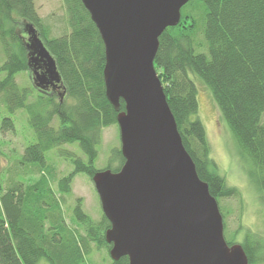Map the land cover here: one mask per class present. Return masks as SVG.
Here are the masks:
<instances>
[{
  "label": "trees",
  "instance_id": "obj_1",
  "mask_svg": "<svg viewBox=\"0 0 264 264\" xmlns=\"http://www.w3.org/2000/svg\"><path fill=\"white\" fill-rule=\"evenodd\" d=\"M35 2L0 0V45L5 55L0 65L4 72L0 103L7 112L1 117V129H13L9 113L26 109L37 141L26 145L23 161L40 174L27 185L12 179L5 188L0 182V264H39L43 258L50 264H87L92 244L110 253L106 232L111 222L103 211L100 220L93 219L79 197L69 222L61 197L72 191L77 174L86 173L93 181L101 170L95 163L103 129L118 126L119 111L105 92L104 41L82 0H64L69 30L61 35L52 34ZM28 24L37 29L56 60L63 80L60 95L43 94L35 83L34 88L17 82L18 73L31 70V47L25 38ZM155 67L183 144L217 198L226 223L221 200L238 197L239 192L227 184L211 157L193 76L211 90L247 171L264 196V0L189 1L182 7L180 22L160 36ZM120 103L124 110V100ZM55 119L58 126L53 125ZM75 143L85 159L74 157L73 169L56 180L57 169L47 164L46 151ZM61 152L74 155L67 149ZM124 162L121 145L116 146L105 169L119 171ZM241 244L249 264H264V241L247 236ZM109 264H130V260L111 258Z\"/></svg>",
  "mask_w": 264,
  "mask_h": 264
},
{
  "label": "water",
  "instance_id": "obj_2",
  "mask_svg": "<svg viewBox=\"0 0 264 264\" xmlns=\"http://www.w3.org/2000/svg\"><path fill=\"white\" fill-rule=\"evenodd\" d=\"M191 0H82L105 45V92L119 111V171L93 176L105 216L106 240L130 264H249L229 244L219 202L186 150L155 67L159 38ZM29 66L40 87L62 85L56 60L28 24ZM43 63L45 69H40ZM120 99L125 102V109Z\"/></svg>",
  "mask_w": 264,
  "mask_h": 264
},
{
  "label": "rangeland",
  "instance_id": "obj_3",
  "mask_svg": "<svg viewBox=\"0 0 264 264\" xmlns=\"http://www.w3.org/2000/svg\"><path fill=\"white\" fill-rule=\"evenodd\" d=\"M35 7L39 15L51 26L53 35L69 30L64 0H36ZM36 33L38 38L43 41L38 31ZM25 38L28 39L29 43L33 40L32 35L29 33H25ZM33 50L38 51V48L36 47ZM4 60L5 55L0 45V65ZM3 76L4 72L1 71L0 79ZM16 79L21 87L35 88L32 69L18 73ZM193 79L197 85L198 115L206 128L211 157L217 164L218 172L225 177L227 184L236 188L239 192L238 197H228L221 200V206L224 207L226 213L225 237L237 243H242L247 236L261 239L263 242L264 196L261 191H258L250 177L239 154L236 139L223 118L211 90L196 76H193ZM63 90V87H61L55 93L42 92L43 94L60 95ZM34 94H36L35 89ZM33 98L34 95L30 97V100ZM5 108V104L1 102L0 123L1 117L7 114ZM9 115L13 118L15 127L2 130L0 124V182L5 188L10 185L8 183L12 184L13 181L23 185L30 184L40 175L39 172H33L34 166L32 164H25L23 161L26 145L37 141L36 133L29 122L26 109L18 108ZM53 125L58 126V119H55ZM119 145H121L119 126L105 127L103 129V141L98 146L99 155L95 163L97 168L105 169L108 166L112 149ZM61 149H67L69 152H73L74 155L63 153ZM45 154L47 164L53 165L57 169V172H55L56 180L73 169L72 160L74 157L85 159V154L78 143L65 144L59 149L48 150ZM53 186L55 189L57 188V181L53 182ZM78 197L83 201L84 211L96 221L100 220L102 216L101 202L92 180L86 173L77 174L72 183V191L61 197L64 212L69 222ZM74 216L76 215L74 214ZM91 246L92 250L87 257V264L110 263L112 256L105 247L98 248L95 244ZM39 264L50 263L43 258Z\"/></svg>",
  "mask_w": 264,
  "mask_h": 264
},
{
  "label": "flooded vegetation",
  "instance_id": "obj_4",
  "mask_svg": "<svg viewBox=\"0 0 264 264\" xmlns=\"http://www.w3.org/2000/svg\"><path fill=\"white\" fill-rule=\"evenodd\" d=\"M41 64V66H40V69L43 71L44 69H45V66H44V64L43 63H40ZM31 69H33V68H31ZM33 71V70H32ZM34 82H35V80H33ZM35 84H36V82H35ZM37 85V84H36ZM38 86V85H37ZM62 87V85H60V84H58V85H54V84H49V85H45L44 87H40V86H38V88L41 90V91H43V92H46V93H48V92H58L59 91V89Z\"/></svg>",
  "mask_w": 264,
  "mask_h": 264
}]
</instances>
